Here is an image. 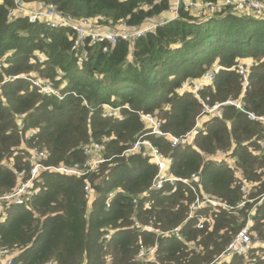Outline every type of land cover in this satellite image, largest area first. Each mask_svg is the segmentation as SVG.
Listing matches in <instances>:
<instances>
[{
	"label": "trees",
	"instance_id": "trees-1",
	"mask_svg": "<svg viewBox=\"0 0 264 264\" xmlns=\"http://www.w3.org/2000/svg\"><path fill=\"white\" fill-rule=\"evenodd\" d=\"M26 2L53 4L74 21L129 26L160 18L170 9V0ZM13 7V0L0 3V195L15 187L12 169L29 170V148L46 149L44 164L58 166L83 162L82 147L98 142L105 160L83 177L41 172L33 197L1 211L0 249L16 252L13 264H211L248 219L253 221L250 231L264 238V151L259 153L264 132L259 121L225 105L218 118L204 120L195 130L191 144L173 148L167 138L146 135L139 117L151 114L162 122L163 132L184 136L195 127L202 103L239 98L243 85L232 68L243 60L251 62L244 110L263 116L264 19L230 10L200 19L180 10L178 18L133 43L74 49L71 30L30 24L22 17L9 20ZM217 65L223 69L198 96L178 91ZM27 75L54 80L62 99L42 95L22 78ZM104 104L119 108L121 118L104 117ZM27 131L34 132L31 138ZM139 138L172 158V176L187 180L195 174L203 192L234 209L215 210L211 229L194 228L195 219L185 221L184 203L194 199L187 185L166 183L148 192L156 166L145 154H123ZM218 151L220 162L212 159ZM241 181L255 186L243 193ZM85 184L93 191L89 198ZM142 193L147 194L133 204L132 197ZM243 200L245 205L236 208ZM145 201L149 208H143ZM144 226L158 232L142 230ZM178 226V238L160 234ZM141 247H155L153 258L138 260ZM246 261L264 264V250L253 247L246 256L220 264Z\"/></svg>",
	"mask_w": 264,
	"mask_h": 264
},
{
	"label": "built area",
	"instance_id": "built-area-1",
	"mask_svg": "<svg viewBox=\"0 0 264 264\" xmlns=\"http://www.w3.org/2000/svg\"><path fill=\"white\" fill-rule=\"evenodd\" d=\"M14 7L8 11L7 18L13 19L16 17L26 18L30 24H44L50 29L66 28L71 30L73 35L72 46L74 49L81 48L87 44L93 46L100 42H107L110 46H115L120 40L133 43L136 39L154 31L158 26H161L171 20L178 18L179 11L185 12L195 11L197 15H203L208 12H220L224 10H230L241 15H247L254 18L264 19V1L262 0H217L212 3L205 2H192V0H170V9L165 13L167 16L162 15L160 18L146 19L138 26H129L123 21H119L115 24H104L95 19H85L74 21L68 14L58 11L53 4L42 5L41 3H35L36 6H29L26 0H13ZM2 0H0V3ZM166 18V19H161ZM43 58L39 57L38 62L42 63ZM251 65H247L240 61L232 69L240 76L243 89L236 100L230 99L223 103H215L210 105L208 103H202V109L198 117L196 118V124L193 130L182 137H173L169 133L162 131V122L155 116L147 113H139V117L144 123L145 129L148 131L146 135H154L159 137L167 138L171 142V147H177L181 143H192L194 138L195 130L201 126L204 120L211 118H218L220 116V109L222 106L229 105L235 109L247 114L250 120H256L261 123L262 131L264 132V115L256 116L251 112L244 110L245 102L244 96L248 85V73ZM221 66H214L213 69L205 71L204 74L198 80H187L178 88L179 92L189 91L194 95L198 96V92L201 88L212 84L215 77L222 70ZM17 77H13L16 79ZM23 79L28 81L31 86L39 90L42 95L48 97H55L62 99L63 95L60 93V89L56 87L54 80L39 79L33 77V75L23 76ZM102 114L106 118H121L119 114V108H113L107 104L102 106ZM18 127L23 130L22 120L18 121ZM34 132L27 131V138H31ZM103 140H107L106 137ZM260 154L264 151V142H259ZM102 145L98 142L92 143L82 147V152L86 159L83 162H75L73 164H62L58 166L46 165L44 162L48 158V152L46 149L40 148H29L25 160L29 164V170L21 168L14 170L12 169L15 177V187L12 191L0 195V214L5 208L10 205H20L26 200L30 199L37 193V189L34 187V180L41 172L59 174L70 177H83L90 172H93L98 168L99 164L103 160L100 156L94 160H89L90 156L101 153ZM123 154H145L150 158V162L156 166V174L150 185L148 192L161 190L166 183L171 186L180 181L187 185L194 195V199L190 203H184L187 206V213L185 221L195 219L194 228L197 229H211L212 219L207 217L206 214H199L198 212L202 209H210L215 211L218 208H224L233 210V207L227 206L223 202L213 198L211 195L203 192L200 189V185H197V176L192 174L187 180H180L170 174V167L172 164V158L162 154L158 148L154 147L146 140L139 138L136 140L131 148L126 150ZM222 152L218 151L213 157V161H221ZM4 164V162H3ZM229 166H232L229 164ZM237 179H242L239 172H235ZM240 190L243 193H249L255 184L247 183L245 181L240 182ZM84 192L87 198H89L93 191L89 184H85ZM147 192V193H148ZM147 193H142L139 196L132 197V203L138 204L140 199H143ZM264 196V194H263ZM246 201H240L236 208L243 207ZM89 204V202H88ZM109 206V202L106 203ZM150 203L145 201L143 208H149ZM4 215V213H2ZM136 225V223H135ZM253 225V221L248 219L246 225L238 231L233 239L228 243L223 252L211 263L220 264L222 262H229L236 255H245L253 247H261L264 250V238H256L252 236L250 228ZM179 227L172 229L166 233H160L163 235H173L174 237L180 236ZM142 230L154 231L150 226L142 227ZM108 239L109 235H104ZM155 247L151 249L140 248L137 253L138 260H148L153 258ZM16 257V252L8 249H0V264H13ZM47 264H53L48 262ZM244 264H251L245 262Z\"/></svg>",
	"mask_w": 264,
	"mask_h": 264
},
{
	"label": "rangeland",
	"instance_id": "rangeland-1",
	"mask_svg": "<svg viewBox=\"0 0 264 264\" xmlns=\"http://www.w3.org/2000/svg\"><path fill=\"white\" fill-rule=\"evenodd\" d=\"M200 2L201 0H192V2ZM29 6H36V4L34 3V2H31V3H29ZM190 14H192L193 16H195V17H197V18H200V19H204V18H207V17H211V16H213L212 14H214L215 12H208V13H206V14H203V15H197L196 14V12L195 11H188ZM164 16H167V14H164ZM161 19H166V18H161ZM107 24V23H106ZM246 61H249V60H243L242 62H246ZM56 75L58 76V77H60V73H59V71H57L56 72ZM102 155V153H100V155L99 154H97V155H93V156H90L89 157V160H94L95 158H97V157H99V156H101ZM220 160V159H219ZM216 162H220V161H216ZM37 191H38V189H37ZM212 214H213V211H211L210 209H208V212H207V214H206V216L207 217H211L212 216ZM213 222V221H212ZM251 232V231H250ZM252 233V236H255L256 238H258L257 237V235H256V233H253V232H251ZM254 248H260V247H254Z\"/></svg>",
	"mask_w": 264,
	"mask_h": 264
},
{
	"label": "crops",
	"instance_id": "crops-1",
	"mask_svg": "<svg viewBox=\"0 0 264 264\" xmlns=\"http://www.w3.org/2000/svg\"><path fill=\"white\" fill-rule=\"evenodd\" d=\"M245 63H247V65H249V66L251 65V62L250 61H246Z\"/></svg>",
	"mask_w": 264,
	"mask_h": 264
}]
</instances>
